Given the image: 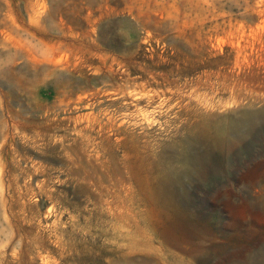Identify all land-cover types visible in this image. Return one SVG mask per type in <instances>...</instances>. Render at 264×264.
Masks as SVG:
<instances>
[{"label": "rangeland", "instance_id": "obj_1", "mask_svg": "<svg viewBox=\"0 0 264 264\" xmlns=\"http://www.w3.org/2000/svg\"><path fill=\"white\" fill-rule=\"evenodd\" d=\"M2 121L0 264H264V0H0Z\"/></svg>", "mask_w": 264, "mask_h": 264}, {"label": "bare ground", "instance_id": "obj_2", "mask_svg": "<svg viewBox=\"0 0 264 264\" xmlns=\"http://www.w3.org/2000/svg\"><path fill=\"white\" fill-rule=\"evenodd\" d=\"M79 104H81V105H79ZM82 104L84 105V102L78 103V105H79L78 107H82ZM9 110H11V109H9ZM10 113H12V112L9 111V114ZM116 115L117 114H115V116L110 114L108 116V119L114 125L117 124L119 131H121L123 134L124 133L133 134L134 133V127L137 126L136 124L147 120L145 114H143V113H139L138 114L139 117H136L135 119L134 118L128 119L127 116L124 114H123V116H121L119 114L121 116L119 118ZM13 122H14V120H13ZM19 124H17L15 122V123H11V125H10L9 123H7V121L6 122H3V121L0 122V181L2 180L1 178L5 175L4 173L6 171V168L8 167L7 159H9L13 163V160L11 159L9 152L13 148V145L15 144L13 130L17 129L19 127ZM124 135L126 136V134H124ZM4 148H6V150H5L6 155L4 152Z\"/></svg>", "mask_w": 264, "mask_h": 264}]
</instances>
